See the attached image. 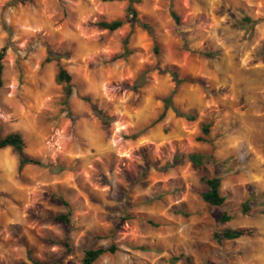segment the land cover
Here are the masks:
<instances>
[{
    "label": "rangeland",
    "instance_id": "1",
    "mask_svg": "<svg viewBox=\"0 0 264 264\" xmlns=\"http://www.w3.org/2000/svg\"><path fill=\"white\" fill-rule=\"evenodd\" d=\"M128 4L0 0V127L44 164L18 173L0 149V264H80L85 249L112 243L119 250L95 264H264V0H140L156 42L137 23L95 25L124 18ZM125 42L131 54L112 61ZM48 49L72 76L69 110ZM172 92L195 121L165 110ZM205 122L212 146L198 141ZM192 152L216 162L195 167ZM202 175L221 177L222 207L202 201ZM61 197L70 232L56 220ZM226 227L249 233L217 242ZM67 235L69 253L56 244Z\"/></svg>",
    "mask_w": 264,
    "mask_h": 264
},
{
    "label": "trees",
    "instance_id": "2",
    "mask_svg": "<svg viewBox=\"0 0 264 264\" xmlns=\"http://www.w3.org/2000/svg\"><path fill=\"white\" fill-rule=\"evenodd\" d=\"M19 0H10V5H13L15 2ZM140 0H129V4L126 8V15L124 18H118L112 21H99L95 25L101 29L106 30L108 32H114L121 28L126 22L130 23H137L143 30H145L150 36H152L154 42L155 35L152 31V28L146 24L141 23L137 19V11L134 8V3H139ZM171 16L175 20L177 24H179L180 19L178 15L175 13L174 10H171ZM247 20H250L247 18ZM7 31H10L8 28L5 27ZM8 44H5L3 47L0 48V91L3 86V59L6 55ZM155 50H157V47H155ZM131 54L130 49H128L126 42L123 47V52L116 55L112 58L113 60H117L120 58H126ZM205 56L212 57V53H205ZM61 56L57 55L56 53L52 52L51 50H47V56L44 60V63H51L55 62L57 66V72L55 74V82L61 86L62 92H63V104L65 107L69 110V100L73 94L74 85L72 82V76L71 74L60 64ZM171 76L173 77L176 85L178 86L183 80L179 79L177 72L175 71H169ZM140 84L134 85L133 90L137 91ZM173 93L172 92L168 97L164 99L165 102V110L168 107H172L174 110V113L177 117L185 118L187 121H195L196 115L193 112L189 113H183L179 111L177 108L173 105ZM83 100L89 102L88 97H84ZM164 114V112H163ZM163 114L161 116H163ZM101 120L107 124L109 122L108 119L100 117ZM210 123H202L201 124V134L202 136L198 137V141L202 143L209 144L212 146L213 142L209 138L210 134ZM9 148L16 156L17 165L16 169L18 173H21L23 169L27 165H35V166H44V164L39 161L38 159L30 156L26 152V144L24 141V138L20 132H11L8 134H3L2 129L0 127V149H6ZM188 160L191 162V164L195 167H202L208 164H213L216 162V158L214 154L212 153H199V152H192L188 155ZM171 165H167L169 167ZM60 171L64 170L63 167H58ZM200 182L204 186V190L200 193V197L204 203H206L208 206L211 207H222L226 202V196L221 191L222 186V179L219 176H208V175H202L200 177ZM254 198V195L246 200H244L241 204V212L243 214H247L251 210L252 206V199ZM62 203L67 207V212L63 213L61 215L56 216V220L63 223L66 227L67 231L70 232L71 230V210L69 204L61 197L60 198ZM264 214V212H263ZM231 216L224 212L221 217L220 221L222 223H226L231 220ZM249 231L244 229H232L229 227L224 228L221 233L215 232L214 238L217 242H222L223 240L233 241L237 240L245 235H247ZM69 235H67L62 240H57V245H62L66 249V253L71 252V245L69 242ZM118 246L115 244H110L107 247L101 246L97 248H88L83 251L82 258L80 260V264H95L100 258L107 254H115L118 251ZM33 264H59L58 262H45V261H37V260H31Z\"/></svg>",
    "mask_w": 264,
    "mask_h": 264
}]
</instances>
